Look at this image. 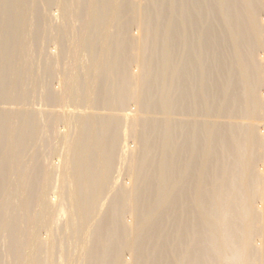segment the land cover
I'll use <instances>...</instances> for the list:
<instances>
[{
	"label": "bare ground",
	"instance_id": "obj_1",
	"mask_svg": "<svg viewBox=\"0 0 264 264\" xmlns=\"http://www.w3.org/2000/svg\"><path fill=\"white\" fill-rule=\"evenodd\" d=\"M260 10L0 0V264H264Z\"/></svg>",
	"mask_w": 264,
	"mask_h": 264
},
{
	"label": "rangeland",
	"instance_id": "obj_2",
	"mask_svg": "<svg viewBox=\"0 0 264 264\" xmlns=\"http://www.w3.org/2000/svg\"><path fill=\"white\" fill-rule=\"evenodd\" d=\"M55 8H57V7H56V3L54 2V3L52 4V9H55ZM260 13H261V15H264V10H260ZM136 29H137V27H136L135 25H133L132 28H131V30H133L135 33L137 32ZM52 42H53V41H51V40H50L49 42L47 41L48 44L46 43V46H48V45L50 44L49 46L51 47ZM49 46H48V48H49ZM48 48H47V49H48ZM259 51H261V48H260ZM54 81H55V79H54ZM38 106H39V104H38ZM132 107H133V105H132ZM59 125L62 127V126L64 125V123L61 121V122H59ZM52 148H53L54 151L57 150V146H55V145H53ZM54 156L57 157V156H58L57 153H56L55 155L52 156V159H53V160L55 159V161H58V157H57V159H56V157L54 158ZM115 173L117 174V172H115ZM120 179H123V177H121ZM42 232H43V231H42ZM123 246H124L125 248L127 247L126 245H123ZM124 253L127 254V250H126Z\"/></svg>",
	"mask_w": 264,
	"mask_h": 264
}]
</instances>
